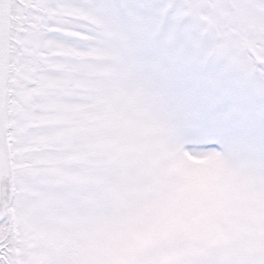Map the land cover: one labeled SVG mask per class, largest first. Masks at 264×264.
I'll list each match as a JSON object with an SVG mask.
<instances>
[{"label":"snow or ice","instance_id":"snow-or-ice-1","mask_svg":"<svg viewBox=\"0 0 264 264\" xmlns=\"http://www.w3.org/2000/svg\"><path fill=\"white\" fill-rule=\"evenodd\" d=\"M0 264H264V0H0Z\"/></svg>","mask_w":264,"mask_h":264}]
</instances>
